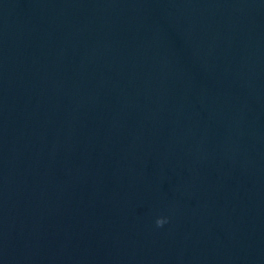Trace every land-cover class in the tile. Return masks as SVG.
Listing matches in <instances>:
<instances>
[{
  "label": "water",
  "instance_id": "95a60500",
  "mask_svg": "<svg viewBox=\"0 0 264 264\" xmlns=\"http://www.w3.org/2000/svg\"><path fill=\"white\" fill-rule=\"evenodd\" d=\"M0 264H264V0H0Z\"/></svg>",
  "mask_w": 264,
  "mask_h": 264
},
{
  "label": "clouds",
  "instance_id": "9594fccd",
  "mask_svg": "<svg viewBox=\"0 0 264 264\" xmlns=\"http://www.w3.org/2000/svg\"><path fill=\"white\" fill-rule=\"evenodd\" d=\"M165 223H167V219L164 217H161V218L157 219V221H156L157 227H163V225Z\"/></svg>",
  "mask_w": 264,
  "mask_h": 264
}]
</instances>
